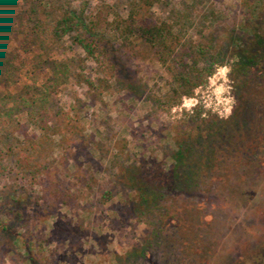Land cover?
I'll return each mask as SVG.
<instances>
[{"label": "rangeland", "instance_id": "rangeland-1", "mask_svg": "<svg viewBox=\"0 0 264 264\" xmlns=\"http://www.w3.org/2000/svg\"><path fill=\"white\" fill-rule=\"evenodd\" d=\"M134 1L1 0L0 264H118L157 220L135 215L127 172L149 158L171 164L195 108L221 117L234 109L231 58L194 99L167 103L172 58L117 28ZM62 12L96 22L99 61L74 42L89 37L85 28L57 43L47 36ZM152 12L185 42L214 41L229 54L231 35L264 15V0H156ZM258 150L253 161L224 165L203 193L169 194L174 224L136 264H264V145Z\"/></svg>", "mask_w": 264, "mask_h": 264}, {"label": "trees", "instance_id": "trees-1", "mask_svg": "<svg viewBox=\"0 0 264 264\" xmlns=\"http://www.w3.org/2000/svg\"><path fill=\"white\" fill-rule=\"evenodd\" d=\"M155 3L156 0H135L127 18L117 20V28L122 38L138 37L162 48L163 54L172 58L175 67H169L174 85L167 103L175 107L186 99H194L197 89L206 87L217 67L225 66L226 60L231 58L234 60L230 79L236 104L224 117L206 112L201 106L195 108L188 126L179 130L171 164L149 158L127 172V185L134 193L130 204L135 215L139 219L152 216L157 220L142 244L125 257H119L118 264H136L146 259L151 249L162 245V231L173 225L175 219L173 211L166 206L169 194L205 192L208 181L224 165L253 161L258 149L264 145V15H253L243 32L231 35L228 54L223 46H214V41L206 46L185 42L171 24L156 19L152 12ZM89 23L77 22L74 15L62 12L47 28V36L57 43L74 30L85 28L89 37H76L74 42L99 61L95 49L97 44H102V38L95 36L91 40L97 26L95 21ZM165 56L164 63L168 64ZM37 117L39 130L44 135L50 132L46 110H40ZM4 153L0 140V174Z\"/></svg>", "mask_w": 264, "mask_h": 264}]
</instances>
